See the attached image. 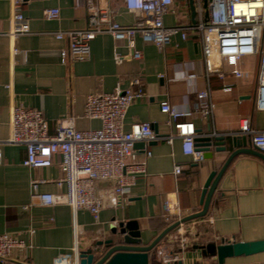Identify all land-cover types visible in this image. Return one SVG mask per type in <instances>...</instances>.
<instances>
[{"label":"crops","instance_id":"0c3cea01","mask_svg":"<svg viewBox=\"0 0 264 264\" xmlns=\"http://www.w3.org/2000/svg\"><path fill=\"white\" fill-rule=\"evenodd\" d=\"M189 1L173 0L163 16L165 25L195 22L198 17L196 13L192 16ZM91 2L111 9L113 20L122 25L135 21L134 13L120 1ZM52 7L59 9V16L44 18L43 10ZM12 10L13 0H0V232L23 240L26 247L15 249L0 264H53L60 255L72 256L75 245L78 251L96 247L98 253L102 248L95 246L96 242L109 237L112 226L130 220L137 222L142 244L151 243L163 230L162 204L167 196L175 193L184 217L201 210L206 179L212 171L221 169L235 149L227 141V149L216 152L212 144V157L196 162L184 154L180 137L173 136L170 142L165 139L175 133V122L192 121L197 137L208 133L240 135L239 123L244 117L250 119L253 129L264 130V110L256 105L259 54L245 56L238 62L237 68L245 72L240 77L227 63L223 64L222 78L216 73L206 77L201 46L192 33L185 39L180 33L175 34L163 48L136 36L135 48L141 50L142 57L133 59L124 41L103 32L90 41L88 58L75 61L69 55L62 57L67 41L57 39L53 33L86 28L88 6L77 7L74 0H22L21 11L30 28L16 38L7 34ZM115 54L122 58L116 60ZM132 77L141 81L145 97L127 109L124 129L128 130L133 122L146 121L157 135L137 149L136 158L145 161L146 174L136 178L120 204L107 201L97 222L87 210L74 211L65 204L42 205L32 199L31 180L40 181L39 192L64 191V186L57 184L61 176L59 156L53 157L49 167L28 168L22 164L25 146L5 142L10 133L12 106L40 109L50 132L59 120L68 117L74 118L79 130L97 128L99 120L83 115L87 93L110 92L117 85L125 88ZM203 89L210 90L214 102L209 117L172 120L160 111L161 101H168L179 111L193 109L195 93ZM174 166L180 167L179 174L173 173ZM98 187L107 194L112 184L100 182ZM195 225L199 237L181 252L176 264H219L216 257L204 256L201 249L194 248L209 241L264 240V160L249 153L234 156L217 182L206 214L196 218ZM222 264H264V250L227 257Z\"/></svg>","mask_w":264,"mask_h":264},{"label":"built area","instance_id":"2783aa9c","mask_svg":"<svg viewBox=\"0 0 264 264\" xmlns=\"http://www.w3.org/2000/svg\"><path fill=\"white\" fill-rule=\"evenodd\" d=\"M120 1L124 7L134 13L135 21L131 25H122L112 18L111 9L95 6L91 0H74L77 7L88 6L90 15L88 26L83 29H66L54 32L57 39H65L67 48L61 50L62 57L69 55L72 60H85L89 56V43L97 34L107 32L114 40L124 41L130 49V57L140 59L141 50L135 48V37L144 42H151L158 48L165 47L177 33L185 39L192 33L198 39L205 66L206 77L216 73L224 75L223 64L233 67V74L240 77L244 71L237 68L238 62L245 56L260 55L258 68V90L256 105L264 110V0H193L197 20L190 24L165 25L164 14L173 0H107ZM207 1V6L203 3ZM22 0H13L10 18V30L13 38L29 32V20L21 11ZM57 7L45 8L44 18H57ZM17 51L16 48L13 49ZM122 57L115 54V59ZM228 89V88H227ZM193 109L179 111L168 101H161L160 111L172 120L180 117L211 115L214 102L210 90H198ZM145 97L141 81L137 77L129 79L125 88L117 85L112 91L94 90L87 93L84 103V117L97 119L100 126L79 130L74 118L59 120L54 131L50 132L40 109L14 104L10 114V133L6 143L22 144L26 156L22 164L28 168H44L52 164L54 156H59L58 167L61 176L57 180L64 191L43 193L38 191L39 180L30 181V197L42 205L65 204L74 211H89L95 222L99 212L107 201L120 204L121 198L128 194L136 178L146 174V163L137 160V142L148 145L157 135L151 124L146 121L133 122L128 130L124 129V117L127 109L136 101ZM175 133L166 136L171 141L173 136L181 138L182 150L196 162L204 159L203 152L197 149V137L192 121H177ZM238 134L247 137L250 145L264 154V130H255L250 119H240ZM150 152H147V156ZM1 158V151H0ZM174 174L180 173V167L174 166ZM100 182H110L111 191L102 194ZM163 221L166 227L178 222L156 246V257L162 264H176L181 252L199 235L196 232V218L182 221L175 193L167 196L162 204ZM211 221V220H210ZM101 233V231H98ZM23 240L16 236L0 232V262L11 257L18 248H25ZM72 256H58L53 264H79L77 246L73 247Z\"/></svg>","mask_w":264,"mask_h":264},{"label":"water","instance_id":"95a60500","mask_svg":"<svg viewBox=\"0 0 264 264\" xmlns=\"http://www.w3.org/2000/svg\"><path fill=\"white\" fill-rule=\"evenodd\" d=\"M189 2L191 14L194 16L193 0ZM203 5L206 7L207 1H204ZM195 141L197 149L203 152L204 158L212 157L213 154L210 151V146L212 144L215 145L216 152L225 151L227 149V141H230L232 147L235 149L229 154L221 169L218 172L212 171L206 179L200 199L202 209L183 217L182 221H189L206 214L217 182L234 156L240 153H249L264 160V154L257 148L252 147L247 137L244 135L224 136L208 133L204 136L196 137ZM142 147H144L143 142H137L135 144V148L137 149ZM177 224L178 222H175L167 226L151 243L144 245L142 244L136 221L119 222L111 227L109 237L96 242L95 246H100L102 248L100 252L96 253V247L79 251V264H153L156 259L155 249L157 244ZM194 248L201 249L204 256L216 257L217 262L222 264L227 257L249 255L263 251L264 240L230 242L221 239L219 243L216 241H209L203 245H195ZM178 264H181V262H178Z\"/></svg>","mask_w":264,"mask_h":264},{"label":"rangeland","instance_id":"374dc122","mask_svg":"<svg viewBox=\"0 0 264 264\" xmlns=\"http://www.w3.org/2000/svg\"><path fill=\"white\" fill-rule=\"evenodd\" d=\"M156 263H161V262H160V259L158 260V257H156V259H155V264H156Z\"/></svg>","mask_w":264,"mask_h":264},{"label":"trees","instance_id":"16d2710c","mask_svg":"<svg viewBox=\"0 0 264 264\" xmlns=\"http://www.w3.org/2000/svg\"><path fill=\"white\" fill-rule=\"evenodd\" d=\"M166 228V224H165V222H163V230Z\"/></svg>","mask_w":264,"mask_h":264}]
</instances>
